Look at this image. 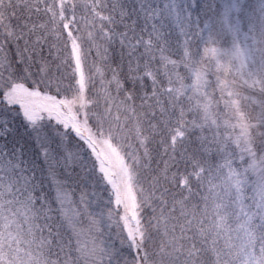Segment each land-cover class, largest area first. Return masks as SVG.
Returning <instances> with one entry per match:
<instances>
[{
  "label": "snow or ice",
  "instance_id": "snow-or-ice-1",
  "mask_svg": "<svg viewBox=\"0 0 264 264\" xmlns=\"http://www.w3.org/2000/svg\"><path fill=\"white\" fill-rule=\"evenodd\" d=\"M0 264H264V0H0Z\"/></svg>",
  "mask_w": 264,
  "mask_h": 264
}]
</instances>
